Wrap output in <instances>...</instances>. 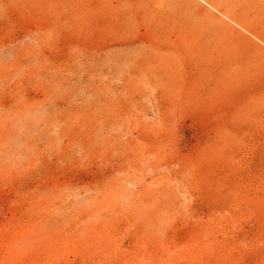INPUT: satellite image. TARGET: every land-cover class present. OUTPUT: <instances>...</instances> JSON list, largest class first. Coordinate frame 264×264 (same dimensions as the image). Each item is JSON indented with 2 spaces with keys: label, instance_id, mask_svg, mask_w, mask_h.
Returning a JSON list of instances; mask_svg holds the SVG:
<instances>
[{
  "label": "rangeland",
  "instance_id": "obj_1",
  "mask_svg": "<svg viewBox=\"0 0 264 264\" xmlns=\"http://www.w3.org/2000/svg\"><path fill=\"white\" fill-rule=\"evenodd\" d=\"M0 264H264V0H0Z\"/></svg>",
  "mask_w": 264,
  "mask_h": 264
}]
</instances>
